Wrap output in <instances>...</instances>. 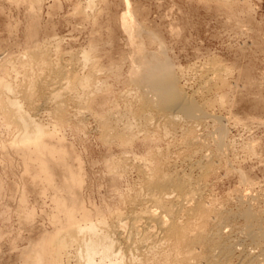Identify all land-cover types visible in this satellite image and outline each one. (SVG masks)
<instances>
[{
	"label": "rangeland",
	"instance_id": "1",
	"mask_svg": "<svg viewBox=\"0 0 264 264\" xmlns=\"http://www.w3.org/2000/svg\"><path fill=\"white\" fill-rule=\"evenodd\" d=\"M30 5L36 10L33 17L28 12ZM125 7V0H0V54L7 52L2 57L9 56L8 61L17 66L21 52L34 44L47 49V55L52 57L48 56L49 60L61 64L59 67L73 75L85 77L93 65L97 77L94 76L91 87L92 93L99 90L93 97L92 107L78 104L73 93L66 94L65 118L59 131L52 132L54 122L49 115L53 88L37 89L34 105L38 108L28 110V104L19 98L20 105L23 104L33 120L53 133V137L44 139L45 143L55 145L61 138L62 145L71 152L70 163L74 162L73 168L81 170L83 180L79 200L74 203L79 206L86 203L84 210L91 214L94 222L101 218L98 210L110 224L114 222L116 210H121L122 215L138 212L144 204L133 201L134 193L140 191L150 168L156 166L164 174L173 171L171 174L177 177H190L193 186L200 189L198 192L203 199L199 198L200 203L206 204V209L210 207L202 219L192 220L190 227L194 225L189 227L190 236L196 234L199 227L205 232L204 243L193 248L198 259L202 257L199 264H264V240L250 238L242 232L245 220L240 215V211L249 208L255 214L260 212L262 216H257L264 220V0H128L132 14L130 25L132 29L141 26L143 31L136 39L144 44L140 55L163 49L176 75L177 87L207 114L195 120L174 112V119L170 121L168 114L154 108L143 116L132 115L138 107L139 90L129 83V69L138 54L135 55L137 48L121 26ZM31 19L38 24L36 37L26 44V26ZM150 34L157 36L149 43L147 35ZM90 45L96 50L93 47L89 52ZM87 55L92 62L88 59L86 64ZM6 67L1 76L9 71L6 80L19 85L22 74L13 73L9 62ZM100 69H104L101 74ZM214 73L218 74V81L214 80ZM41 75L48 78L49 72L43 70ZM99 83L102 85H97ZM78 90L76 95L84 93ZM95 112L105 116L111 133L125 131L123 125L133 122L132 131L136 130L130 147L122 146L112 137L106 141L101 117ZM145 116L151 120L147 122ZM3 126L0 123V264H29L45 232L50 234L57 228L52 221L57 211L53 210L54 203L50 199L54 193L25 176L22 161L12 148L13 128ZM51 138L54 141L47 140ZM112 164L118 166L117 172L108 168ZM29 210H33L34 215ZM120 233L122 235L121 231L115 232L114 237H119L117 241L123 243ZM214 239L215 246L212 245ZM169 247L161 252L167 257L158 254L154 264H181L175 258L183 248ZM70 252L71 258L65 254L62 264L75 263L73 247L67 250ZM204 256L211 263L205 261Z\"/></svg>",
	"mask_w": 264,
	"mask_h": 264
},
{
	"label": "bare ground",
	"instance_id": "2",
	"mask_svg": "<svg viewBox=\"0 0 264 264\" xmlns=\"http://www.w3.org/2000/svg\"><path fill=\"white\" fill-rule=\"evenodd\" d=\"M222 1H227V0H222ZM37 2H39V1H37ZM33 4L34 3H32L31 5H33ZM31 5H30V9H28V12L30 14V17H33L36 15V10H35V7L31 6ZM125 6H126L125 7L126 10L122 14L121 26L125 30V32L128 34L130 42L132 44H134L135 48H137V52L135 55L138 54L135 61L132 60L133 63L132 62L131 63L133 65H131L132 68L129 69V72L131 70L129 83L133 86V88L135 87L139 90L138 95H137V99H136L137 103H138V107L132 113V115H134V117L135 116H143V114L147 113L149 111V109L154 108V109L166 114V116L169 115L170 121L174 119L173 118L174 112L180 113L181 116H184L185 118L195 120L196 118L201 116V114L204 113L202 106L195 103V101L192 98L188 97L184 92H182V90L180 88L177 87L176 75L173 72L172 67L170 65V62L167 59V57L165 56V53H164L162 48L157 53L156 52L152 53V51H153L152 50L150 53H146V54L142 53L140 55V53L143 51L142 48H143L144 44H143V42L136 41V39H137V37L139 38V36L142 34V32H143L142 27L139 26V27H135L134 29H132V27L130 25V20H131L132 14H131V11L128 7V0H125ZM32 20L35 21L34 19H31L30 24L28 26H26L27 27L26 28V38H27L26 44L31 43L32 38H33L34 33H35V30H36V26L38 25V24L35 25V23ZM130 28H131V30H130ZM22 36H24V35H22ZM147 36H148V41L150 43L154 40V38H156L157 34H154V35L150 34ZM34 37H36V36H34ZM53 39H54V37H53ZM37 43H38V41H37ZM90 46H91L90 51L89 50H87V51L92 52L94 45H90ZM94 49L96 50V47H94ZM140 49H141V51H140ZM46 50L47 49L44 50L41 47L39 48L38 45L34 46V44L31 46H26V48L21 52V55L18 56L20 58L16 57V58H18V62H17L18 65L17 66L14 63H12L11 60L8 61L9 56H8V58L2 57L7 52L2 56L0 54V116H1V122L0 123L2 126L6 125V126H11L13 128L12 131L15 133L14 134L15 137L13 139L14 143L12 145V142H11L10 145H12V148H13L15 154L18 155L19 159L22 161L25 176L26 177L29 176L34 181H38V184H41L42 188L44 186V188H49L53 191V193H54L53 197L51 196L50 199H52L51 201H53V203H54L53 210L55 208L57 211L53 215V220H52L53 223L57 226L55 232L50 233V234H47L45 232L46 235L43 232V234L45 235L44 240H42L39 243V248H37V250L35 247L34 255L32 254L33 255L32 260L29 261L30 262L29 264H62V262H63L62 257L65 256V254L66 255L68 254V257H70L69 254H71V252L67 253V250L70 247L71 248L73 247L74 256L72 255V257L73 258L75 257V259H74L75 263L74 264H154V262L157 259L158 254H161V252L163 253V250L166 249V248L164 249V247H167V246H171L172 248L174 247L177 249L179 247L183 248V251L178 250L177 257L175 258L177 260V262H180L181 264H199L198 261H200V259L202 257L200 259H198L199 257H198V255L194 254L195 252H193V250H194L193 248L195 245L197 247L198 244L204 243L205 236L203 234H205V232L202 233V231H200L201 229L199 227L200 230L198 229L199 230L198 231L195 229L197 231V233L196 234L192 233L194 235L190 236V235H188L189 227L191 226L190 222L192 220H194L196 218L202 219V217L206 213V210L210 207H208L206 209V204L204 203L205 204V206H204L203 204L200 203L201 200L199 198L202 199L201 195L198 192V190H200V189L195 188V185L193 186L194 183H192V181H191L192 179L190 177L188 178V176L184 177L185 176L184 175L182 178H180V177L175 176V174L174 175L171 174L173 171L170 174H164V173L159 172L160 169L158 170L156 166L153 168L152 167L150 168L146 164V166L150 168L149 174H147V178L144 179L142 186L140 185L141 186L140 191L136 192V194L134 193V195H136L135 196L136 198L133 199V201H136V202L139 201L140 203L142 202V204H144V205H141L142 207H139L140 210H138V212H134V213L130 212L131 214H128V215L127 214L122 215V213H120L121 210H116L115 212H113V215L115 217H114V222H112L113 220H111V222H112L111 224L107 223L105 221V219L102 217L103 213L101 212V210H98V212L101 215L100 216L101 218L99 217L100 219H98L97 221L94 222L90 218L91 214H88L85 212L86 209L83 206H85L84 204H86V203L83 204L80 202L81 204H83V206L82 205L79 206L80 204L75 205L74 202H76V201L78 202L79 192L81 191V188L83 186L82 175L80 172L81 170L79 169L80 171H78L77 169L73 168V166H72V164L74 163L73 160H72L73 163L72 164L70 163L71 152L62 145L63 142H61V138H59L58 141L56 140L57 142L55 145L47 144V142L45 143L44 139L47 137L48 138L53 137L54 136L53 133L49 132L48 131L49 129L44 124H41L40 122H36V120H33L30 117V115L26 112L27 110L25 111V109H23V107H22L23 104L20 105L21 101H19V100L21 99L28 104V106H29L28 110L29 109L34 110L33 107L35 106L34 104L36 101L35 98L37 96V93H36L37 89H40V88L44 89V88H49V87L53 88V94H52V100H51L52 101V106H51L52 109H51L49 115L54 122V124H53V122H51L54 125L52 128V132H53V130H54V132L59 131V128L62 127V123L64 122V118H65V112H66L65 107L67 106L66 100H65L66 94L71 93L70 95H72V93H73L74 94L73 96H76V98L78 100V104H80L79 102H81L82 105L83 104H85V105L90 104L88 107V108H90L95 93L97 91H99V90H97L96 92L92 93L93 90L91 89V87L94 86L93 82L95 80L94 78L96 77L95 76L96 74L94 71L95 68L92 65V68L90 69V73L88 75H86L85 77L75 76L70 71L63 69L62 67H59V65H61V64H59L58 62L57 63L59 65H56L55 63L51 62L48 58L49 54L47 55ZM84 53H87V52H84ZM82 55H84V54H82ZM88 55H90V54H88ZM88 55L86 56L87 57L86 59L84 57L85 55L82 56L83 59L87 60L86 64H87L88 59H89ZM50 58H52V57H50ZM96 58H97V55H96ZM90 59H92V58H90ZM90 59H89V61H90ZM8 62L12 66L13 73L15 72L16 75L22 74V75H20V76H22V80H21V82H19L20 83L19 85H14L10 81L6 80L7 78L5 76H7L9 71L6 72V75L4 76L5 78L1 76V75H4L3 73L5 72V70H7L6 66H7ZM54 62H56V61H54ZM90 62H92V61H90ZM90 62H89V64H90ZM97 62H98V60H97ZM95 64H97V63H95ZM97 68H98V66H97ZM97 68H96V70H98ZM2 70H3V72H2ZM43 70H47L49 72L48 78H45V79L42 78L41 72ZM100 70H99V72L101 74V72H103L102 70H104V69H102L101 71ZM113 70H114V68H113ZM113 72H116V71L114 70ZM10 75H11V73H10ZM113 75H114V73H113ZM213 75H214V80L218 81V74L214 73ZM124 80H123V82H124ZM222 80H223V78H222ZM212 81H213V79H212ZM16 82H17V80H16ZM214 84H216V83H214ZM97 85H102V84L99 83ZM95 86H96V84H95ZM79 88L82 89V92H84V93H82V95H78V94L76 95V92L79 91L78 90ZM43 95H44V93H43ZM48 99H50V98H48ZM104 104H105V102H104ZM44 105H46V104H44ZM88 105H86V106H88ZM94 106H95V104H94ZM36 107L38 108V106H35V108ZM95 107H97V106H95ZM90 110H92V109H90ZM100 110H101V108H100ZM98 112H99V114L101 113V111H98ZM95 114H96V112H95ZM103 114H105V113H103ZM204 114H203V116H204ZM96 115H98V114H96ZM205 116H207V114H205ZM98 117H101L100 121L102 123H100V124L103 126V129L102 128L101 129L104 130L103 131L104 134L102 133V135H104L103 137L106 139V141L110 140L109 138L112 137V139H114V141L115 140L118 141L120 144H122V146H124L126 148L128 146L130 147V144L132 143V141L135 137L133 132L136 130L135 129L134 131H132L133 130L132 126L135 125L132 121L131 122L134 125H131L132 123L131 124L127 123V125H123V127L126 126L125 131L119 130V132H115V133L112 132L111 133L110 128L108 127L107 122H106L108 120L105 119V116L104 115L103 116L98 115ZM106 118H108V117H106ZM144 118L147 122L149 120H151L148 116H145ZM200 118H202V117H200ZM98 122H99V120H98ZM136 126H137V124H136ZM108 128H109V130H107ZM138 128H140V127H138ZM8 129L10 130V128H8ZM12 133H10V134L13 135ZM104 138H103V140H104ZM147 138H149V137H147ZM47 140H53L54 141V138L53 139L52 138L47 139ZM146 142H148V141H146ZM107 143H105V144H107ZM115 144H116V142H115ZM1 148H3V147L1 146ZM120 148H122V147H120ZM152 151H150V152H152ZM152 153H154V152H152ZM153 156H151V157L153 158ZM125 159L127 160V158H125ZM126 160H124V161H126ZM159 160H160V158H159ZM9 163H8V165H9ZM121 163H119V164H121ZM156 163L158 164L159 162L157 161ZM4 164H5V162H4ZM109 164L110 163H108V166H109ZM160 165L159 166L157 165V166L160 167ZM78 166H79V164H78ZM147 167H146V169H147ZM108 168L111 171H116V172L118 171L117 165L113 166V164H112V166L108 167ZM119 169H121L120 166H119ZM200 169H202V168H200ZM205 170L204 171L200 170V171L205 172ZM168 171H169V169H168ZM206 172H207V170H206ZM109 174H112V173H109ZM116 174L118 175V173H116ZM115 178H118V177H115ZM110 181H112V180H110ZM199 181H202V180H199ZM195 183L198 184V182H195ZM22 190H23V188H22ZM44 191H46V189ZM202 192L203 191L201 190V193ZM40 194H42V193H40ZM23 195L24 194H22V196ZM246 195H248V194H246ZM244 197H245V195H244ZM115 198H116V196H115ZM247 199H248V197H247ZM21 200L23 202L25 200V197L23 196L21 198ZM82 200H84V199L82 198ZM130 200H131V198H130ZM243 200H244V198H243ZM88 201H90V200H88ZM132 203L133 202H131V204ZM136 206H139V205H136ZM93 208H94V206H93ZM130 208H132V207H130ZM112 209H113V206H112L111 210ZM133 209H134V207H133ZM133 209H131V210H133ZM240 212H241L240 215H242V218H244V220H245V225L241 229L242 232L245 235L249 236L250 238L253 237V239L256 238V239H261V241L264 240V220L262 221V218L257 216L260 214V212L258 214L257 213L255 214L254 213L255 211H252L249 208H246ZM29 213L33 214L34 211L31 210ZM107 215H109V214H107ZM107 215H105V217H107ZM6 216H8V215H6ZM260 216H262V215L260 214ZM26 219H28V218H26ZM51 219H52V217H51ZM109 219H107V220H109ZM204 219H205V217L203 218V220ZM203 222L201 221V223H203ZM195 224H196V222H195ZM193 225H192V227H193ZM201 225H203V224H201ZM192 227H190V228H192ZM118 231L122 232V235L124 238L123 243H122V241H121V243H120V241L119 242L117 241V240H120L118 236L121 235V233L117 236L118 238L114 237V233L115 232L117 233ZM193 232H194V230H193ZM206 239H207V236H206ZM208 239H207V241H208ZM214 242H215V239L212 242L213 243L212 245H214ZM234 244H236V243H234ZM200 246H202V245H200ZM217 246H218V244H217ZM171 247H169V248H171ZM206 247H208V246H206ZM211 250H212V247H211ZM208 252H210V249ZM161 255H163L162 256L163 258L167 257L166 253L161 254ZM206 255H208L207 252H206ZM175 256L172 255V257H175ZM200 256H202V255H200ZM204 257H205L204 258L205 261L210 260V259L206 260V256H204ZM66 262H68V261H66ZM223 262H225V261H223ZM209 263H211V262L209 261Z\"/></svg>",
	"mask_w": 264,
	"mask_h": 264
}]
</instances>
